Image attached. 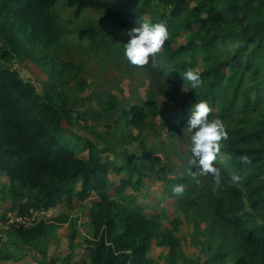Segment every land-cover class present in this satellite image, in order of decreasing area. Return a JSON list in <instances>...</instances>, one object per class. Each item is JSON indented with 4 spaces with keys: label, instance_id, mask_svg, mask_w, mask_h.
<instances>
[{
    "label": "trees",
    "instance_id": "obj_1",
    "mask_svg": "<svg viewBox=\"0 0 264 264\" xmlns=\"http://www.w3.org/2000/svg\"><path fill=\"white\" fill-rule=\"evenodd\" d=\"M58 1L78 9L103 10L121 29L113 36L114 42L125 44L128 29L143 22L166 24L167 48L181 30L188 31L185 43L167 49L166 58L174 60L172 65L159 52L156 66L152 65L165 87L176 92L182 85L187 89L188 109L173 113L176 120L170 121L168 128L190 132L191 104L207 101L209 119L220 118L227 132V138L219 142L225 157L220 160L217 152L212 161L221 173L219 184L210 172H205V187L199 183V176L191 183V176L183 175L169 181L186 188L180 194L170 193L180 197L176 204L183 212L191 206L197 207L198 213L204 208L211 226L225 236L210 247V255L202 264L231 257H235L233 264H264V0H195L191 7L189 0H145L163 8L157 18L149 19L126 0H0V42L10 41V34H23L28 44L50 49L62 31L52 10ZM167 7H171L168 13ZM185 55L190 56L189 62L181 58ZM1 56L8 53L0 45ZM197 56L203 62L200 70L195 68ZM188 68L198 72L202 80L194 90L180 74ZM55 86L49 81L48 87L39 92L15 70L0 65V173L9 178L12 211L18 217H30L63 198L86 200L95 194L88 210L93 233L85 239L91 264H155L148 255L154 240L169 249L165 263L177 264L175 256L181 240L176 232L181 219L170 218L162 209L147 213L134 193L143 182L137 161L141 154H127L122 165L101 157L97 146L85 141L87 157L78 156L64 139L71 116L55 99ZM149 104L155 108L154 101ZM123 116L127 124L138 126L145 113L142 106L133 105ZM242 156H247L250 163H243ZM200 170L192 168L193 173ZM110 171L124 175L118 184L110 185ZM233 175L240 179L233 180ZM162 220H167L168 226L161 228ZM51 226L43 219L31 224L13 223L7 233L24 243L36 242ZM69 230L72 244L76 237L74 222H69ZM1 256L18 260L10 253ZM180 264L194 262L184 257Z\"/></svg>",
    "mask_w": 264,
    "mask_h": 264
},
{
    "label": "rangeland",
    "instance_id": "obj_2",
    "mask_svg": "<svg viewBox=\"0 0 264 264\" xmlns=\"http://www.w3.org/2000/svg\"><path fill=\"white\" fill-rule=\"evenodd\" d=\"M126 3L146 19L157 18L163 9L159 3L151 6L145 0H126ZM194 3L195 0L188 1L190 7ZM170 8H165L167 13ZM52 10L62 31L51 48L34 47L27 43L25 35L10 34V41L4 39L0 42L8 53L7 57H0V65L15 70L24 80L32 82L39 92L48 87L49 81L56 84L58 96L55 99L71 116L68 135L64 139L78 156L87 157L85 141L95 144L101 157H109L122 165L127 154H141L137 161L143 182L134 192L138 202L145 205L147 213L162 209L170 218L181 219L176 232L181 240V249L175 256L177 264L184 257L190 258L194 264L206 262L210 247L219 244L225 236L220 229L211 226V217L204 208L198 213L195 206L185 212L177 207L180 197L171 194L177 183L169 181L190 175L191 183L197 182L199 176V183L204 187L207 185L205 172H192L193 167L200 166L192 163L191 133L186 128L180 131L168 128L170 121L176 120L173 113L188 109L186 86L173 91L158 79L160 76L155 73L151 62L143 66L131 64L124 56V43L113 41V36L121 29L106 17L103 10L78 9L65 1L56 2ZM187 34L186 29L181 30L168 48L175 49L185 43ZM168 48L165 42L159 53L172 65L174 60L166 58ZM181 58L190 61L189 55ZM196 62L195 68L200 70L203 62L198 56ZM151 101L155 102V108H151ZM133 105L142 106L145 113L143 123L138 126L127 124L123 116L124 111ZM218 156L220 160L225 157L220 150ZM121 176L124 175L110 171V185L118 184ZM8 184V176L0 173V253H10L18 260L2 258L1 254L0 264H91L85 239L91 238L93 233L88 210L95 194L86 200L73 197L67 201L63 198L47 210L34 211L36 220L31 222L43 219L52 226L38 241L24 243L16 235L7 233L11 224H19L11 209ZM76 187L79 188L80 183ZM126 192L130 193L131 189L127 188ZM69 222L75 224L76 237L72 244ZM167 225L168 221L162 220L161 228ZM154 242L149 257L155 264H166L164 257L168 254V247L163 248ZM234 259L209 261L208 264H233Z\"/></svg>",
    "mask_w": 264,
    "mask_h": 264
},
{
    "label": "clouds",
    "instance_id": "obj_3",
    "mask_svg": "<svg viewBox=\"0 0 264 264\" xmlns=\"http://www.w3.org/2000/svg\"><path fill=\"white\" fill-rule=\"evenodd\" d=\"M128 39L124 44V56L133 65L143 66L152 63L156 66L155 56L165 44L169 33L167 26L163 22L142 23L139 26H133L127 31ZM184 81L190 82V89H196L202 84L198 72L188 68L180 72ZM190 120L188 128L191 132V153L192 163L199 165L203 172L213 174L217 184L221 181L220 170L213 166L212 161L219 152L222 139L227 138L225 126L220 118L209 119L208 114L211 108L207 101L201 100L191 104ZM243 163H250L247 156H242ZM233 180H239V175H233ZM173 192L180 194L183 192V185L173 186Z\"/></svg>",
    "mask_w": 264,
    "mask_h": 264
},
{
    "label": "built area",
    "instance_id": "obj_4",
    "mask_svg": "<svg viewBox=\"0 0 264 264\" xmlns=\"http://www.w3.org/2000/svg\"><path fill=\"white\" fill-rule=\"evenodd\" d=\"M33 214L34 213H32V215L30 216V217H25V218H22V217H18V216H16L15 217V220H16V222H18V223H33V222H31V221H35L36 220V218L33 216ZM31 220V221H30ZM40 220V219H39Z\"/></svg>",
    "mask_w": 264,
    "mask_h": 264
},
{
    "label": "crops",
    "instance_id": "obj_5",
    "mask_svg": "<svg viewBox=\"0 0 264 264\" xmlns=\"http://www.w3.org/2000/svg\"><path fill=\"white\" fill-rule=\"evenodd\" d=\"M161 210V209H160ZM156 212H159V211H156ZM156 212H153V213H156ZM168 215V214H167ZM168 226V225H167ZM154 242V241H153ZM155 243V242H154ZM156 245V244H155ZM161 247H163V248H166V246H161ZM150 258H152V257H150ZM153 259V258H152ZM154 260V259H153Z\"/></svg>",
    "mask_w": 264,
    "mask_h": 264
}]
</instances>
